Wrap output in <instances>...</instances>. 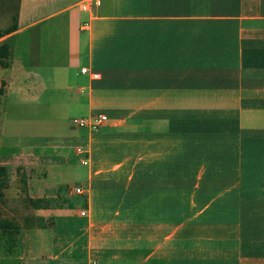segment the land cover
<instances>
[{"label": "crops", "instance_id": "obj_1", "mask_svg": "<svg viewBox=\"0 0 264 264\" xmlns=\"http://www.w3.org/2000/svg\"><path fill=\"white\" fill-rule=\"evenodd\" d=\"M86 1L0 0V16L15 8L0 32L17 26L0 38L10 54L0 98L23 36L40 66L45 24L54 21L48 26L64 33L59 63L81 61L87 117H108L77 136L85 194L34 184L61 197H28L42 230L85 219L52 261L264 264V0H99L85 10ZM10 164L0 161L7 175ZM81 241L85 261L70 252Z\"/></svg>", "mask_w": 264, "mask_h": 264}, {"label": "rangeland", "instance_id": "obj_2", "mask_svg": "<svg viewBox=\"0 0 264 264\" xmlns=\"http://www.w3.org/2000/svg\"><path fill=\"white\" fill-rule=\"evenodd\" d=\"M14 12L12 3L0 16V29L11 24ZM50 23L54 21L45 24L40 45L41 65H31V36L24 35L15 54L14 82L0 98V161H12L0 211L3 218L22 228L0 231V264H55L52 258L78 238L85 223L84 218L71 215L56 219L54 229L42 230L41 222L31 219L35 218V210L28 202V197L36 195L61 197L35 191L58 184L66 188L63 194L72 198L73 190L83 185L79 174L87 170L81 165L82 157L76 154L77 146L83 145L77 136L86 135V131L73 126L74 120L89 118L88 90L78 92L84 88L86 77L79 74L81 61L68 66L59 63L64 33L60 34L53 24L48 26ZM49 41H53L49 50L53 55L47 50ZM34 184L38 187L34 188ZM26 218H30L28 223ZM82 242L70 252L78 249L77 256L85 261Z\"/></svg>", "mask_w": 264, "mask_h": 264}, {"label": "built area", "instance_id": "obj_3", "mask_svg": "<svg viewBox=\"0 0 264 264\" xmlns=\"http://www.w3.org/2000/svg\"><path fill=\"white\" fill-rule=\"evenodd\" d=\"M100 5L99 0H90L86 1L83 4V9L88 10L90 9L91 5ZM89 70L87 68H82L81 73L82 74H87ZM93 78L97 79L98 75L93 74ZM108 121V117L104 114H100L97 116L89 117L87 119H79V120H74L73 121V126L77 129H85L90 132H96L98 131L106 122ZM77 154L80 156H84L86 152L82 148L77 149ZM82 165L86 166L88 165V160L86 158H82L81 161ZM73 192L77 195H84L85 194V187L84 186H77ZM84 215V214H83ZM90 264H100L98 261L94 260Z\"/></svg>", "mask_w": 264, "mask_h": 264}, {"label": "trees", "instance_id": "obj_4", "mask_svg": "<svg viewBox=\"0 0 264 264\" xmlns=\"http://www.w3.org/2000/svg\"><path fill=\"white\" fill-rule=\"evenodd\" d=\"M17 26L13 25L9 29L4 32H0V38L10 34L14 30H16ZM9 48L8 46L0 47V65L2 67H8L7 59L9 58ZM8 187V179H7V169L5 167L0 166V204L3 203L5 198L4 191ZM32 204L35 208H40V201H32ZM19 230V227L16 223L11 222L7 219L2 218V213L0 212V231H12L16 232Z\"/></svg>", "mask_w": 264, "mask_h": 264}]
</instances>
